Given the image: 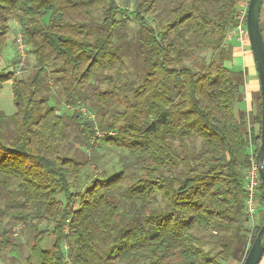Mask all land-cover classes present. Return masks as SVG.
<instances>
[{
	"label": "trees",
	"instance_id": "1",
	"mask_svg": "<svg viewBox=\"0 0 264 264\" xmlns=\"http://www.w3.org/2000/svg\"><path fill=\"white\" fill-rule=\"evenodd\" d=\"M242 2L0 0V52L14 20L35 59L0 71V264H242L264 220L261 91L252 115L227 65Z\"/></svg>",
	"mask_w": 264,
	"mask_h": 264
},
{
	"label": "rangeland",
	"instance_id": "2",
	"mask_svg": "<svg viewBox=\"0 0 264 264\" xmlns=\"http://www.w3.org/2000/svg\"><path fill=\"white\" fill-rule=\"evenodd\" d=\"M243 5V3H242ZM263 26H264V9H263ZM11 24V31L9 33V37L7 40V45L6 47L0 52V71L2 70H6V71H16L17 75L19 76H25L26 74H28L32 68V66L35 63V59L34 57L28 52V47H22L19 48V44H21L20 41H18V39L21 37L20 33H21V29L19 24L12 20L10 21ZM131 26L135 27V23L131 22ZM245 45L242 47V51H243V56L246 58L247 53L250 55V58H252V63L253 66L248 67L247 69V73H246V85H245V89H246V101L248 104V110L249 113L255 114L259 111V90H260V83H259V78H258V74H257V70H256V66H255V60L253 58V54L250 48V44H249V40L245 41L244 43ZM242 45V44H241ZM244 48V49H243ZM25 49V50H23ZM27 49V50H26ZM24 51V52H23ZM248 51V52H246ZM20 55V56H19ZM15 57H20L21 58V63L17 64V65H13V61ZM254 70V84H252L251 79H252V74L251 72ZM58 91V90H56ZM56 96L58 97L59 94L57 93H53V104H56L57 107H59L60 111H62V109H64V105H62V102L60 100H58V98H56ZM60 98V97H59ZM236 106L237 107H245V102L242 101H237L236 102ZM0 108L2 110H4L7 114H12L15 112L16 110V105L15 102L13 100V92H12V85L11 82H6L3 86V89L0 91ZM106 156V155H104ZM109 159L108 156L106 157H102V160H107ZM260 213L257 215V222L259 221L260 218ZM45 223L41 226V228L43 229L45 227ZM19 237L21 239V241L23 242V244L25 245V249H27V246L29 247L30 244V240H31V232H29L27 229L25 228H19ZM24 249L22 255L23 257L26 256V250ZM23 260L19 261L17 264H22ZM260 264H264V263H260Z\"/></svg>",
	"mask_w": 264,
	"mask_h": 264
},
{
	"label": "water",
	"instance_id": "3",
	"mask_svg": "<svg viewBox=\"0 0 264 264\" xmlns=\"http://www.w3.org/2000/svg\"><path fill=\"white\" fill-rule=\"evenodd\" d=\"M263 3L264 0H249L246 13V27L250 48L255 60L262 96V130L260 145L256 153L255 162L259 168L260 176L264 186V37L261 27ZM263 255L264 220L242 264H260Z\"/></svg>",
	"mask_w": 264,
	"mask_h": 264
},
{
	"label": "built area",
	"instance_id": "4",
	"mask_svg": "<svg viewBox=\"0 0 264 264\" xmlns=\"http://www.w3.org/2000/svg\"><path fill=\"white\" fill-rule=\"evenodd\" d=\"M249 0H244V9L241 12L240 23L238 26L230 31L229 37L236 35L237 39L244 43L248 40L247 27H246V13L247 5ZM21 42L19 48H24L21 37L18 39ZM24 50V49H23ZM24 52V51H23ZM261 176L259 168L256 165L255 160L246 173V213L250 218L252 225L256 224L257 215L260 213V187H261Z\"/></svg>",
	"mask_w": 264,
	"mask_h": 264
},
{
	"label": "crops",
	"instance_id": "5",
	"mask_svg": "<svg viewBox=\"0 0 264 264\" xmlns=\"http://www.w3.org/2000/svg\"><path fill=\"white\" fill-rule=\"evenodd\" d=\"M243 2H244V0H243ZM242 3H241V5H242ZM242 6H244V5H242ZM263 9H264V3H263V8H262V14H261V22H262V24H263V18H262V16H263ZM229 40L236 41L237 42V45L234 48V51H235L234 52V57H233V59L231 61L227 62V65L229 67L230 66L231 67L232 66L233 67H241V68H244L246 70L248 69V67L253 66L252 58H250V55L247 53L246 58L243 56L244 53L242 51V47L245 45L244 44L245 42L244 43H241L237 39V36L236 35L232 36ZM246 52H248V51H246ZM251 74H252L251 82H252V84H254V70L251 72ZM261 262L264 263V258L261 260ZM226 264H240V263L237 262V261H235V260H231V261H228Z\"/></svg>",
	"mask_w": 264,
	"mask_h": 264
}]
</instances>
